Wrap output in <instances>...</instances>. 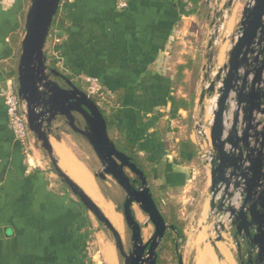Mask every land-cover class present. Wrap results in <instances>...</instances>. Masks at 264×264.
Listing matches in <instances>:
<instances>
[{
    "label": "crops",
    "instance_id": "crops-1",
    "mask_svg": "<svg viewBox=\"0 0 264 264\" xmlns=\"http://www.w3.org/2000/svg\"><path fill=\"white\" fill-rule=\"evenodd\" d=\"M248 2L224 22L228 32L215 46L216 66L227 62ZM217 5L218 0H130L120 11L116 0H61L65 21L53 25L46 44L49 60L75 84H83V76L103 84L115 120L110 137L138 140L153 175L163 168L183 187L195 177L199 159L195 121L212 118L210 98L200 103V94ZM23 29L22 0H0V264H121L115 241L79 199L53 187L41 142L34 136L27 154L8 124L3 88L8 73L17 70ZM16 35L20 42L12 44ZM189 59L191 66L179 76ZM50 139L59 167L80 184L71 166L87 165L77 156V139L59 130ZM188 141L197 149L195 158ZM209 179L189 214L194 231L186 236L183 260L188 264L193 254V264H239L235 242L229 236L215 240Z\"/></svg>",
    "mask_w": 264,
    "mask_h": 264
},
{
    "label": "water",
    "instance_id": "water-1",
    "mask_svg": "<svg viewBox=\"0 0 264 264\" xmlns=\"http://www.w3.org/2000/svg\"><path fill=\"white\" fill-rule=\"evenodd\" d=\"M233 1L229 0L227 6ZM60 5L61 0H30L26 13L16 79L18 94L26 103L29 128L48 153L59 177L86 210L111 231L124 264H157V249L174 225L166 222L144 171L110 137L107 120L95 99L48 60L46 44ZM225 7L216 11L212 28L224 15ZM239 25L225 64L213 63L218 43L215 35L208 44L209 63L204 75L207 84L200 94V103L217 97L210 128V203L212 211L229 212L231 219L230 229L222 222L214 223L215 240L224 241L229 236L235 242L239 264H264V0H249ZM76 114L86 122L85 129L76 124ZM62 118L90 143L100 160L99 172L89 169L96 185L98 176H111L125 191L123 210H115L131 230L130 253L103 209L59 167L50 137ZM239 187L242 205L238 209L225 208V200L233 198ZM99 192L114 205L100 189ZM134 204L155 227L148 241L143 239ZM178 264H185L182 255Z\"/></svg>",
    "mask_w": 264,
    "mask_h": 264
},
{
    "label": "rangeland",
    "instance_id": "rangeland-1",
    "mask_svg": "<svg viewBox=\"0 0 264 264\" xmlns=\"http://www.w3.org/2000/svg\"><path fill=\"white\" fill-rule=\"evenodd\" d=\"M240 1L234 0L231 6H227L229 0H218L217 10L223 9L226 6L224 10L225 11L224 15L220 17V20L218 19L219 20L218 22L219 23L221 22L222 24H224L225 21L227 22L228 17L234 11L236 6L242 5L246 2V0H240ZM22 5H23V14H25V16H23V25L25 26V18H26L27 10L30 6V0H22ZM24 30L25 28L23 29V35H24ZM226 32L228 31L223 26L217 31V33L215 34V37L218 38V40H220L223 34H226ZM230 33L234 34V32H231V31ZM46 48L48 47L46 46ZM79 86L81 88H84V84H80ZM96 102L99 105L100 109L105 113V115L108 116V111L105 108L104 104L99 101H96ZM106 103H107V106H109L110 103L108 101H106ZM59 131L60 132L69 131L71 135L75 139H77V143H78V147L76 149L77 156L81 161L86 163L87 167L93 173L99 172L101 170L102 164L100 160L98 159L90 143L83 136L74 132L72 128H70V126H68L66 123L62 124ZM112 136H115L114 132L112 133ZM45 160L49 166V167L48 166L46 167V170H45L47 173L46 175L49 179H51L55 190L65 193V194H69L71 196H74L77 199V197L71 192L69 187L63 182L61 177L57 175L46 153H45ZM159 169L160 170L158 171L157 175L155 176L152 175L150 179V186L153 189V192L155 193L157 199L160 202V207L162 211L166 214H169L171 210H174L179 215V217L182 220H184L186 223L185 228H184L186 236H191L194 230H192V225L190 224L189 214L190 212L196 210L197 203L201 199L200 196L202 195V191L204 190L206 183L208 182L209 172L205 168L202 161L198 159V163L196 164L195 177L189 178L186 186L183 187L180 178H177V177L169 178L165 174L163 168H159ZM52 174H55V175L51 177ZM132 177H135V176L132 175ZM96 181H97L100 191L105 195V197H108L113 201L114 203L113 206H115L114 209H118L119 211H122L123 204H124L125 197H126L125 191L118 185V183L111 176H108L106 179H102L100 178V176H98L96 178ZM133 208H134L135 215L138 218L142 226L143 239L144 241H148L154 234L155 227L150 222L148 215L141 210L138 204H134ZM86 211L89 214V216L93 218V220L98 222L97 226L105 230L107 235L112 240H114V237L111 231L107 227H105L104 224L99 222L92 213H90L88 210ZM122 225L123 227L121 230H119V232L122 235V240L124 243L125 250L127 253H129L132 249V241H131L132 233H131L130 228L126 225V223L123 222V219H122ZM185 242L182 244V246L179 249L180 255H182V253L184 252ZM170 245L171 244L167 246L170 247ZM236 255L238 256L237 250H236ZM192 256L193 254H191L190 258H188V261H187L188 264H193ZM163 257H165V260H166L165 264H176L177 263V259L173 257V254L171 253L169 249L163 252ZM120 262L121 264H124V257L122 255H120Z\"/></svg>",
    "mask_w": 264,
    "mask_h": 264
},
{
    "label": "built area",
    "instance_id": "built-area-1",
    "mask_svg": "<svg viewBox=\"0 0 264 264\" xmlns=\"http://www.w3.org/2000/svg\"><path fill=\"white\" fill-rule=\"evenodd\" d=\"M130 0H116V6L118 10H125L129 5ZM220 20V18H219ZM217 20L215 28H212L210 35H215L217 31L224 26ZM60 39H55V44L59 43ZM218 42V38H217ZM82 81L84 84L85 91L97 101L104 104L107 107V93L105 92L103 84L100 80L93 76H83ZM3 98L7 111L8 124L14 133L16 139L20 142L24 152L29 153L32 147V138L34 134L29 128L27 118V107L26 103L20 98L18 94V82L15 76L7 77L6 83L3 88ZM216 96L210 98L211 109L216 108ZM212 125V118L210 120L196 119L195 121V133L198 144V156L204 164L205 168L210 170V161L213 157V149L210 142V128ZM243 195L242 187H239L235 196L225 200V208L231 206L238 209L242 205ZM212 218L214 223L222 222L225 224L227 229H230L231 219L229 218V212L224 213L216 209L212 211ZM225 236V234H224ZM215 237L217 233L215 232Z\"/></svg>",
    "mask_w": 264,
    "mask_h": 264
},
{
    "label": "trees",
    "instance_id": "trees-1",
    "mask_svg": "<svg viewBox=\"0 0 264 264\" xmlns=\"http://www.w3.org/2000/svg\"><path fill=\"white\" fill-rule=\"evenodd\" d=\"M23 16H25V14H23ZM58 21H61L62 24L64 23L65 21V14L64 12L61 10V6H60V9L54 19V24L53 25H56ZM52 31V29H51ZM20 39H21V36L19 35H16L14 37H12V44H18L20 42ZM60 43V42H59ZM59 43H56V48L58 46ZM48 60H49V57H48ZM50 65L52 67H55L57 69H59L57 67V61L53 60V61H50ZM191 63H192V60L189 59L188 60V63L185 64V65H181L179 66V73L178 75L179 76H182V71L185 70L188 66H191ZM17 73V70L16 69H12L7 77H11V76H15ZM95 99V98H94ZM95 101H97V99H95ZM107 101H109V99H107ZM175 102H177L178 104L180 103V100H177L175 99L174 100ZM183 107L185 108H188V104L187 103H184L182 105ZM103 112V111H102ZM106 120H107V124H108V130H111L114 125H115V120L114 118H112L113 116H111L110 114H108V116L105 115V113L103 112ZM56 137L57 138H61V136L59 134H56ZM114 142L116 143L117 147L124 151L126 154H128L130 157H131V160L133 162H135L137 164V166L144 171L145 175L147 176V179H148V183H150V179L153 175V170L152 168L146 164L145 160L143 157L140 156L139 152H138V148H137V145H138V140H131L129 138H119L117 140H114ZM188 146H189V150L190 152L192 153V156L195 158L197 157V149L195 147V145L188 141ZM152 190V189H151ZM152 193H153V196H154V199L160 209V211L162 212L166 222L168 224H172L174 225V230L173 229H168L165 233V236L163 238V240L161 241L158 249H157V264H165L166 260H165V257H163V252L167 249H169L171 251V253L173 254V257L175 259H177V263L178 264V258L180 256V252H179V249L180 247L182 246V244L186 241V234L184 232V228H185V221L182 220L179 215L174 211V210H171L169 212V214H166L162 211L161 207H160V202L159 200L157 199L155 193L153 192L152 190ZM176 243L178 244L176 246ZM170 245L167 246V245Z\"/></svg>",
    "mask_w": 264,
    "mask_h": 264
},
{
    "label": "bare ground",
    "instance_id": "bare-ground-1",
    "mask_svg": "<svg viewBox=\"0 0 264 264\" xmlns=\"http://www.w3.org/2000/svg\"><path fill=\"white\" fill-rule=\"evenodd\" d=\"M86 168L78 165H73L71 166V171L74 173V175L76 176L80 184L84 187V189L87 191V193L90 194V196L103 209V211L110 218L114 226L118 230H121L123 227V218H121L122 215L116 212L112 203L108 202V200H105L102 197L92 175Z\"/></svg>",
    "mask_w": 264,
    "mask_h": 264
},
{
    "label": "flooded vegetation",
    "instance_id": "flooded-vegetation-1",
    "mask_svg": "<svg viewBox=\"0 0 264 264\" xmlns=\"http://www.w3.org/2000/svg\"><path fill=\"white\" fill-rule=\"evenodd\" d=\"M76 116H77V118H76V124L80 127V128H82V129H85L86 128V122L84 121V119L80 116V115H78V114H76ZM63 123H66L68 126H70L69 124H68V122L66 121V119L65 118H62L58 123H57V127L54 129V130H59L60 129V127L62 126V124ZM71 128V127H70ZM73 130V129H72ZM74 131V130H73ZM75 132V131H74ZM77 133V132H76ZM79 134V133H78ZM133 245V244H132ZM132 250V249H131ZM131 252V251H130ZM129 252V253H130Z\"/></svg>",
    "mask_w": 264,
    "mask_h": 264
}]
</instances>
